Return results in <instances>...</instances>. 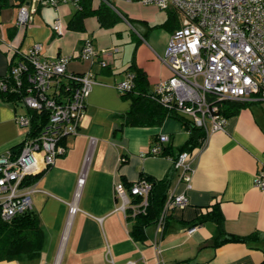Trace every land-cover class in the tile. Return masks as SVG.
<instances>
[{"label":"crops","instance_id":"0c3cea01","mask_svg":"<svg viewBox=\"0 0 264 264\" xmlns=\"http://www.w3.org/2000/svg\"><path fill=\"white\" fill-rule=\"evenodd\" d=\"M99 2L93 0L92 6ZM110 2L128 19L121 15L113 26L102 27L96 16L87 15L83 28L73 29L68 26L75 9L70 3L40 2L31 19L19 25L18 9L30 0H0V76L17 50L34 44L40 45V58L76 54L85 38L92 39L100 52L92 63L72 59L67 64L73 72L91 71L96 83L86 97L77 134L64 137L66 152L40 175V190L32 195V210L43 231L40 254L0 264L264 263V189L254 184L255 175L264 171V100H239L242 106L225 115L224 128L204 136L199 146L188 151L193 171L187 187L178 178L175 158L164 152L151 154L149 149L159 134H166L163 148L171 147L175 154L187 140L188 130L173 117L159 125H124L122 114L131 99L115 86L127 70L139 69L146 75L150 94L158 81L171 75L157 55L164 53L181 18L172 10H162L163 18L149 23L138 12L154 5ZM56 19L61 33L53 29ZM102 57L107 61L104 67L99 63ZM22 111L0 92V153L22 142L26 129L15 121ZM81 173L84 182L79 184ZM165 176L170 184L158 219L144 228L143 238L135 239L130 234L133 218L122 209L114 184L122 181L128 187L143 177ZM173 192L184 193L187 205H166ZM190 228L194 229L189 232ZM252 233L243 241L226 239Z\"/></svg>","mask_w":264,"mask_h":264},{"label":"built area","instance_id":"2783aa9c","mask_svg":"<svg viewBox=\"0 0 264 264\" xmlns=\"http://www.w3.org/2000/svg\"><path fill=\"white\" fill-rule=\"evenodd\" d=\"M99 1L113 8L110 0ZM135 1L172 10L182 21L171 33L164 53L157 55L171 75L156 83L149 94L153 100L187 116L205 137L224 128L227 118L221 103L226 99L264 100V0ZM40 2L80 6V0H30L29 5L19 7L17 24L25 25ZM53 29L61 33L58 19ZM39 51V44L17 50L7 72L0 76V92L24 108L15 121L26 129L17 152L0 153V217L5 221L32 210V195L40 190L38 178L66 152L64 137L77 134L86 97L96 83L91 71L73 72L67 67L72 59L95 60L100 52L92 39L85 38L76 54L40 58ZM99 63L107 65L104 57ZM134 79V71L127 70L115 86L121 92L131 91ZM167 141L166 134H159L149 153L162 154ZM190 159L191 154L182 151L173 160L178 178L187 187L193 171ZM77 181L84 182L83 173ZM254 184L264 189V171L255 175ZM150 189L151 182L144 177L128 187L122 181L114 184L122 209L130 208L131 215L144 211ZM130 196L140 201L133 203ZM187 203L184 193L173 192L166 205L183 208Z\"/></svg>","mask_w":264,"mask_h":264},{"label":"trees","instance_id":"16d2710c","mask_svg":"<svg viewBox=\"0 0 264 264\" xmlns=\"http://www.w3.org/2000/svg\"><path fill=\"white\" fill-rule=\"evenodd\" d=\"M93 0H80V6L74 9L69 19L68 26L73 29L83 28V18L87 15H94L102 27H110L122 19L121 15L126 18L124 13L116 12L105 2H99L95 7L92 6ZM128 19V17L126 18ZM135 84L131 91L123 92L131 99L129 109L122 114L123 124L129 125H159L166 117H173L179 120L188 130V138L181 145L175 154L171 147H164L163 152L170 154L174 158L182 151L191 152L196 146H199L204 138L202 128L195 126L190 119L175 110L166 108L153 100L146 89L145 73L142 70L134 69ZM6 98H11L5 95ZM239 100L226 99L222 112L230 115L236 112L243 103ZM21 143L13 146L12 151L17 152ZM151 182V189L147 197V205L144 211L131 215L130 208H126L128 218L132 217L133 221L130 228V234L135 239L143 238L144 228L147 225L157 221L160 211L166 198L167 190L170 184V177L165 176L160 179L147 177ZM133 203H138L140 198L134 196L131 198ZM220 219L219 214H216ZM254 233L245 237L230 236L227 240L243 241L251 238ZM43 242V231L39 224L37 214L33 210L25 211L15 215L11 220L5 221L0 217V261L2 260H26L37 257L40 254ZM264 264V263H262Z\"/></svg>","mask_w":264,"mask_h":264},{"label":"rangeland","instance_id":"374dc122","mask_svg":"<svg viewBox=\"0 0 264 264\" xmlns=\"http://www.w3.org/2000/svg\"><path fill=\"white\" fill-rule=\"evenodd\" d=\"M97 1H99V0H97ZM117 7H118V5H117ZM140 11L141 12H138L139 15L140 16L143 14L146 15L149 18V23L159 22L165 14L164 11L158 9L156 6L155 7L145 6L144 8L140 7ZM133 23L135 24V26H137V25H139L140 22L138 19H136V20H133Z\"/></svg>","mask_w":264,"mask_h":264}]
</instances>
